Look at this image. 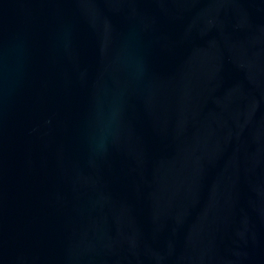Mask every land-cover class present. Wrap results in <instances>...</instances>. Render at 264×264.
Returning a JSON list of instances; mask_svg holds the SVG:
<instances>
[{
  "label": "water",
  "instance_id": "1",
  "mask_svg": "<svg viewBox=\"0 0 264 264\" xmlns=\"http://www.w3.org/2000/svg\"><path fill=\"white\" fill-rule=\"evenodd\" d=\"M0 264H264V0H0Z\"/></svg>",
  "mask_w": 264,
  "mask_h": 264
}]
</instances>
